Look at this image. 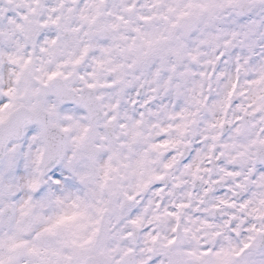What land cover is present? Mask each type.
I'll return each instance as SVG.
<instances>
[{"label":"clouds","instance_id":"obj_1","mask_svg":"<svg viewBox=\"0 0 264 264\" xmlns=\"http://www.w3.org/2000/svg\"><path fill=\"white\" fill-rule=\"evenodd\" d=\"M0 264H264V0H0Z\"/></svg>","mask_w":264,"mask_h":264}]
</instances>
